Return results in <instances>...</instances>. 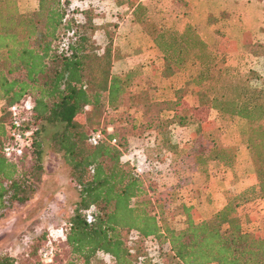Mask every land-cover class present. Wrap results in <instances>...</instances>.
Here are the masks:
<instances>
[{"label": "trees", "instance_id": "obj_1", "mask_svg": "<svg viewBox=\"0 0 264 264\" xmlns=\"http://www.w3.org/2000/svg\"><path fill=\"white\" fill-rule=\"evenodd\" d=\"M120 2L126 3L160 52L164 74L190 57L186 54L191 42L205 46L193 26L172 33L152 19L142 0ZM183 3L184 11L188 6ZM76 13L83 14V19ZM97 28L91 9L71 8L69 0H39L37 9L28 15L20 13L18 0H0V219L7 205L24 204L35 195L47 174L45 159L53 154L68 166L77 193L61 226L68 249L61 264H93L96 256L106 254L112 264H156L146 254L148 239L158 245L161 264H264V231L245 229L238 212L239 206L264 197V86L233 80L228 67H220L215 75L216 61H223L216 51L207 50L206 58L193 57L201 67L192 79L207 96L210 108L247 123L245 142L256 183L229 196L208 218H197L194 205L181 204L183 226L176 228L164 213L166 201L176 199V191H151L135 163L122 159L128 141L109 125L113 119H96L97 111L120 110L135 73L112 71V41L99 51L89 38ZM28 97L32 107L26 125L33 129V136L23 159L30 156L31 165L21 169L3 155L2 145L11 125V105ZM181 103L180 96L151 100L135 107L140 119L128 115L127 120L133 127L158 129L154 157L167 152L175 166L188 153L172 141L170 132L172 124L191 121L178 112ZM165 111L171 115L163 117ZM97 129L104 132V138L92 145L88 138ZM196 133L200 142L192 163L199 173L208 177L211 161L232 166L235 145H224L200 125ZM145 155L148 165L153 156ZM90 208L93 220L87 222ZM131 231L136 232L134 239ZM36 242L29 244L22 257L0 252V264L39 262Z\"/></svg>", "mask_w": 264, "mask_h": 264}, {"label": "rangeland", "instance_id": "obj_2", "mask_svg": "<svg viewBox=\"0 0 264 264\" xmlns=\"http://www.w3.org/2000/svg\"><path fill=\"white\" fill-rule=\"evenodd\" d=\"M38 1L18 0L20 13L28 15L33 12L38 7ZM69 1L71 8L91 9L93 23L98 28L90 33L89 38L99 51H103L109 39L112 41L114 50L112 71L114 73L135 71L130 90L124 95L120 110L97 111L96 119L100 121L104 117L113 119V123L109 125L115 127L118 135L126 138L129 153L133 152L126 160L132 163L138 162L139 154L134 152L137 148L144 149V153L140 154L141 159L146 161L145 153L153 156L148 165H145V162L141 164L144 168L141 174L151 191H176V199L171 202L166 201L168 204L164 211L172 226L176 228L183 226L181 204L194 205L197 218H208L214 209L226 203L229 196L256 183L255 169L245 142L246 121L221 115L210 108L207 96L202 89L195 86L192 79L201 67L193 57L196 58L197 54L204 57L206 51L211 50L216 51L223 58V61L219 59L216 61L213 69L215 75L219 73L220 67H228L235 76L233 80L247 79L246 82L252 86H264V42L232 43L229 35L221 33L222 35L218 36L217 29L214 31L209 29V21L199 19V16L208 10L209 16L220 21L221 19L212 13L224 6L227 0H217L218 3L211 13V4L196 0L197 6L202 11L197 18L199 28L193 27L195 35L205 43V46H193L194 43L191 42L186 54L190 57L165 74L160 52L142 26L133 19L126 3L120 2L121 0ZM183 1L187 3L188 0H143V3L148 7L150 16L157 24L169 32L179 33L183 31L186 22L193 23L195 20L191 14L189 16L181 14V8L185 7ZM204 1L209 2V0ZM246 2V6L251 9V3L248 0ZM259 2L262 9L256 8L257 15L263 17L264 0ZM225 14L226 12L223 16ZM75 15L79 19L84 17L81 13ZM190 39L192 40V37ZM206 40L209 42H205ZM229 88L234 94V89ZM177 96L182 97L178 112L188 115L191 121L187 124H172L170 127L172 141L188 151L180 159V165L175 166L171 162V154L167 152L161 153L158 158L154 157V135L158 129L149 131L141 126L133 127L127 120L128 115L140 119L141 113L135 109L139 104L151 100L175 99ZM161 115L167 117L171 112L165 111ZM198 125L205 132L219 138L224 145L237 147L236 160L232 166L226 167L211 161L208 166V177L195 169L192 156L200 142V137L196 133ZM45 162L47 166L45 181L38 186L35 195L24 204L7 205L5 215L0 219V252L3 254L25 256L29 246L36 241L39 248L48 238L49 233L64 224L72 203L77 199V193L69 179V168L63 160L49 154ZM30 165L31 158L28 155L19 163L21 169H27ZM238 212L245 229L264 231V197L239 206ZM151 242L155 241H148L145 247L153 251L154 246ZM57 244L59 250L56 263L61 264L62 259L67 257L68 249L63 240L59 239ZM93 264H112V262L107 255H99L96 256Z\"/></svg>", "mask_w": 264, "mask_h": 264}, {"label": "built area", "instance_id": "obj_3", "mask_svg": "<svg viewBox=\"0 0 264 264\" xmlns=\"http://www.w3.org/2000/svg\"><path fill=\"white\" fill-rule=\"evenodd\" d=\"M31 107L32 103L29 97L19 103L11 105L10 107L11 125L8 132V138L2 145V153L7 159L16 163H20L23 157H25L32 142L33 129L26 125ZM108 129L110 130V128ZM103 138L104 132L101 129H97L90 132L88 140L92 145H95ZM111 142L115 143L116 140L112 139ZM141 157L142 156L139 155L140 159L137 163H135V169L138 173L143 172V167L141 164L145 162V159H141ZM86 220L87 222H91L93 220V208H90L86 211ZM135 237L136 232L131 231L130 238L134 239ZM59 239H65V234L62 227H58L56 231L49 233L48 238L38 249L39 262L35 264H54L56 262L58 254L57 241ZM148 241L153 240L148 239L147 242ZM151 244L154 246L153 251L149 250V248H146V254L151 257L156 264H161L159 259L158 245L156 242H151ZM106 255L108 256L109 261L112 262V257L108 254Z\"/></svg>", "mask_w": 264, "mask_h": 264}, {"label": "crops", "instance_id": "obj_4", "mask_svg": "<svg viewBox=\"0 0 264 264\" xmlns=\"http://www.w3.org/2000/svg\"><path fill=\"white\" fill-rule=\"evenodd\" d=\"M200 1L211 4V10L218 3L217 0H209V2L204 0ZM246 1L247 0H227L226 3H224V6H221L217 11H210V13L213 12L212 15L220 18V21L209 16L208 10H206L207 12L201 14L199 19L209 21V29H211V31L217 29L219 31V34H217L218 36L222 34H225L226 36L229 35L231 37L230 42L232 43L242 44L251 42H264V10H262L263 17L257 15V9H262L261 3L259 0H248L249 3H251V9H249V7L246 6ZM186 4L188 7L184 11L181 9V14L185 16H189L191 14L195 20H193V23L186 22L184 27L188 24H191L192 26L199 28L197 18L202 9L197 6L198 2L196 0H188ZM224 12H226L225 16H223ZM213 36L215 35L213 34ZM205 42L209 41L206 40ZM143 150V148H137L134 150V152H138L140 155L144 153ZM132 153L133 152L129 153V150H127V152L122 156V159L125 161L127 157L132 155ZM222 206L223 204L220 207L214 209L213 212ZM9 254L14 256L12 253Z\"/></svg>", "mask_w": 264, "mask_h": 264}]
</instances>
